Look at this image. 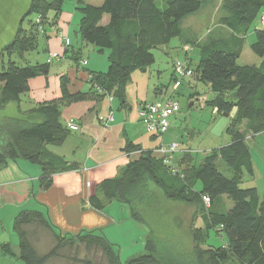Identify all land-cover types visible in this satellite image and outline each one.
<instances>
[{"label":"trees","instance_id":"obj_1","mask_svg":"<svg viewBox=\"0 0 264 264\" xmlns=\"http://www.w3.org/2000/svg\"><path fill=\"white\" fill-rule=\"evenodd\" d=\"M64 1L31 0L14 39L3 49L6 55L22 57L34 49L38 34L47 38L44 31L49 24L47 14L54 13L55 23ZM203 4L204 0H102L99 5H90L78 0L77 33L85 44L98 52L108 51L107 70L87 72L89 87L84 94L69 95L68 81L63 77L59 99L38 104L25 113L18 109L17 117L1 118L0 171L9 163L25 160L40 168V187L47 190L52 185L53 175L79 170L76 163H67L47 148L61 146L72 132L60 121L61 107L87 96L122 101L130 75L153 65V50L167 47L172 40H182L181 21L199 11ZM218 13V25L229 30V37L181 42L186 58L172 62L170 83L173 86L176 80L175 63H184L191 73L182 86H188L192 79L208 86L211 97L208 100L205 95L203 102L218 115H229L236 108L225 131L229 143L211 150L198 164L183 169L164 164V158L154 151H140L138 158L129 161L117 177L101 181L88 202L98 212L112 202L126 208L149 202L152 194L148 185L152 184L169 201L197 206L200 224L192 230L197 264H264V197L260 199L255 188L240 187L245 174L253 176L245 138L264 132V24L260 21L262 18L264 22V0H220ZM31 14L35 17L27 35L21 25ZM249 33L255 37L250 51L259 61L239 65L237 60ZM193 49L198 53L196 60L188 57ZM72 59L80 67L79 54ZM50 64L18 67L10 62L6 69L2 66L0 110L10 103L17 104L19 96L29 92L28 81L38 75L47 76ZM175 93L171 89L169 98H175ZM194 96L191 94L189 98ZM144 104L150 103L138 106ZM132 149L134 147L128 145L125 150L128 153ZM192 154L191 150L185 151L184 157ZM219 162L225 165L222 170ZM204 196L209 199L208 208L203 204ZM225 197L232 204L228 208L221 205V198ZM128 213L131 220H141L137 212ZM10 228L18 240V259L22 264H48L52 260H62L65 264H122L115 245L101 230L62 234L45 213L34 208L19 211ZM209 233L222 236L225 244L203 252L199 247L207 242ZM47 237L48 246L40 250L42 238ZM151 237L145 241L146 253L125 264H175L169 252L162 253L163 258L157 255L156 237L153 233ZM8 250V246H2L4 253ZM205 256L207 258L203 259Z\"/></svg>","mask_w":264,"mask_h":264},{"label":"crops","instance_id":"obj_2","mask_svg":"<svg viewBox=\"0 0 264 264\" xmlns=\"http://www.w3.org/2000/svg\"><path fill=\"white\" fill-rule=\"evenodd\" d=\"M218 2L220 3V0ZM104 22L106 23V18ZM216 23L214 30L206 29L208 34L206 40L209 37L216 36L229 37V30L226 28L222 29L217 21ZM77 26L78 24L75 28L72 25L64 26V32H58L56 29L58 33L62 32L69 39V49L63 47L57 32L55 34L56 39H60L62 51L56 50L55 47L51 48L50 39L46 40V48H51L54 52L46 50L44 63L49 53H59L62 56L51 63H55V66L49 67L47 74L49 77L58 78V87H56V83L49 85L46 81L48 89L49 87L50 89L52 88L51 98L40 103L60 98L61 78L63 77H66L68 81L66 89L69 95L84 94L89 87L86 83L87 72L104 73L107 70L108 51L101 53L94 47L85 44L77 33ZM181 28L183 31L182 40H172L171 42L175 43L170 42L168 46L172 48V46L175 47L177 45L176 47L181 57L176 56L175 59L179 60L186 58V55L182 52V43H189V41L203 42L194 37L193 34L195 33L194 31L191 33L189 27L181 26ZM219 28H221V33H217ZM246 37L240 57L244 46L246 45L250 49V45L255 40L253 33H249ZM83 52H86L88 57H94V60L91 61V66H89V58L86 57L84 59L81 56ZM77 53L81 60L87 61V65L84 68L77 67L72 59V56L77 55ZM197 56L198 53L195 49L192 50L191 54H188V57H192L195 60ZM102 58L105 59L107 64L104 71H102V67H104L102 61L100 63L97 61ZM258 61L256 59L253 64H257ZM150 68H146L143 71H135L130 75L122 101L115 98L109 101L106 97L87 96L66 103L65 106L61 107V123L65 125L68 120L73 119L77 121L79 130L70 132L61 146H53L50 151L63 157L67 163H76L79 166V170L53 175L51 177L52 185L47 190H42L40 187V168L25 160L9 163L7 168L0 171V264H22L18 259V240L10 228L14 217L19 211L33 208L40 210L47 215L52 224L62 234H77L84 230L102 231V227L111 225L113 222L105 217L104 220L102 218V224H94L92 222L91 217H96L101 212L95 211L90 207L89 197L96 192V186L101 181L117 177L129 161L138 158L140 151H154L160 145L175 143L178 149L169 158L175 167L183 169L190 167L192 164H198L211 150L220 148L216 146H214L216 148H213L211 146L213 143H210L207 151L200 150L204 152L203 156L201 155L202 158H198L193 154L190 157H184L185 151H196L193 148V142L197 139V132L210 123L213 115L221 116L207 103L203 104V96L198 92L200 83L194 79L189 81L187 96L188 102L194 105L195 109L191 108L184 113L190 125L183 122L175 114L170 117L169 129L164 135L157 137L147 132L138 117V105L140 103L163 101L168 99L171 94L169 86L162 84L161 72L156 71V77H154ZM168 74V80L171 81V65ZM205 87L209 91L208 86ZM191 94H195V96L189 98ZM209 99L210 97H208ZM110 110L113 111V122L107 128L102 127L98 118L106 116ZM232 117L231 115L224 118L229 120L230 123ZM228 143L229 141L225 142V145ZM128 145H132L134 149L127 153L125 149ZM30 174H33V176H30ZM196 189H200L199 184L196 185ZM222 201H225V206L229 207L225 198H221ZM126 222L128 224L126 227V223H124L126 230H129L130 234L134 233L137 228L133 229L129 217L126 218ZM102 233L107 237L103 231ZM114 241L109 240L112 244H114ZM3 245L9 247V250L5 253L2 251Z\"/></svg>","mask_w":264,"mask_h":264},{"label":"rangeland","instance_id":"obj_3","mask_svg":"<svg viewBox=\"0 0 264 264\" xmlns=\"http://www.w3.org/2000/svg\"><path fill=\"white\" fill-rule=\"evenodd\" d=\"M77 1L78 0H65L61 13L58 15L55 23L53 21L54 13L49 12L47 14V23L49 24L45 26L44 29L47 38L38 34L36 37V46L33 50L27 51L22 55V57H8L3 49L14 39L19 21L28 9L31 0H0V54L1 51H3V57H0V71L2 66L6 69L10 62H14V64L18 67L44 64V53L47 52L46 50L54 52L51 48L55 47L56 50L62 51L63 48L61 47L59 41L61 38L59 37L60 39H56L55 34L57 30L58 32L63 31L65 28L64 26L72 25L73 28L76 27L80 20V14L76 8ZM80 1L83 4L90 5H96L102 2V0ZM218 1L219 0H204V4L201 9L196 13L185 17L184 20L181 21V26L189 27L191 33L194 31L195 34L193 35L195 38L202 41L206 40L208 36L206 29L209 28L212 31L217 25L216 21L219 16ZM34 17V14L29 15L24 19L21 25L22 30L27 35L32 30L30 22L34 20ZM220 29L221 28H219V30L217 29V33H221ZM222 29L225 28L222 27ZM61 34L65 36L62 32ZM48 39H50L51 47L49 49L46 48V40ZM168 46L153 50L155 61L153 65L150 66V71L153 73L154 77H156V71H160L162 84L168 85L171 90L172 85L168 80L169 68L172 62L176 60L175 57H181V55L178 53L179 50L176 47L177 45H175V47L172 46V48L171 46ZM58 55L62 56V54L59 53ZM81 56L84 59L86 57L89 58V66H91V61L94 60V57H88L86 52H83ZM1 58L3 65L1 64ZM256 59L258 58L245 45L241 57L237 60V64H253ZM97 61L98 63L102 61L104 64L102 71H104L106 69L105 66H107L105 59L102 58ZM54 66L55 63L51 64L49 67L52 68ZM46 81L49 85L56 83V87H58L57 77H49L48 75L36 76L28 81L29 92L20 95L19 102L17 104L10 103L3 110H0V119L6 117H17L19 116L18 109L21 113H25L29 110L35 109L38 104H41L40 102L50 99L52 88L50 89L49 87L48 89ZM188 90V86L184 84L177 91L178 94L176 95L175 93L174 96L180 107L176 116L178 115V117H180L186 124H189V121L184 113L189 111L191 108L195 109V106L188 102ZM198 92L201 93L203 97H205V95L211 97L210 92L202 84L199 85ZM203 104H205V102H203ZM224 117L213 115L210 123L206 125L204 129L197 132V139L193 142V148L196 149V151L192 150L193 155L200 158L201 155L203 156L204 154V152L200 150L207 151L210 143H213L211 146L216 148L225 145V142L230 140L229 135L225 132V129L229 124V120ZM242 127L243 126H241V129ZM245 140L251 155L253 176L250 177L245 174L240 187L242 189L255 188L258 197L262 199L264 197V132L256 136H247ZM47 148L52 150L53 146L49 145ZM222 167L225 168V165L222 162H219V168L221 170L223 169ZM30 176H33V174H30ZM148 189L152 194L151 201L140 203L138 205L132 204L127 208L117 202L109 203L105 205L103 211L98 213L96 217H91L92 222L94 224H102V218L104 220V217L112 220L113 223L102 227V231L107 236L106 238L112 241L115 240L114 245L118 252L119 261L122 264H125L128 260L146 253L144 249L145 241L146 238L152 239V237L150 238L152 233L156 237L155 244L158 245H156V247L154 245V248L155 251H158L157 255L159 257L163 258L162 253L167 254L166 252H169L173 257L172 262L175 261V264L176 262L177 264H179L178 262L181 264H197V255L195 253L196 244L192 239L193 228L200 224V214L197 213V206L195 204L186 205L184 203L169 201L165 199L162 192L155 188L152 184L148 185ZM226 201L229 206L232 205L229 200L226 199ZM224 204L225 201H222L221 205ZM131 210L132 212H137L141 217L140 221L131 220L129 218L133 229L137 228L132 234H130L129 230L127 231V228H125V226L127 227L128 225L126 218L129 217L128 212ZM124 223H126L125 226ZM49 241L50 239L48 237L42 238L40 250H44L48 246ZM224 244L225 239L222 236L220 237L213 233H209L207 242L203 244L202 247H199V249L205 252L208 249H214L215 247H220ZM206 258L207 256L203 259ZM48 264L65 263L62 260H52Z\"/></svg>","mask_w":264,"mask_h":264},{"label":"built area","instance_id":"obj_4","mask_svg":"<svg viewBox=\"0 0 264 264\" xmlns=\"http://www.w3.org/2000/svg\"><path fill=\"white\" fill-rule=\"evenodd\" d=\"M261 23L264 24L263 19H260ZM58 36L62 40V44L64 48H68L70 45V41L66 36H63L61 33ZM60 59L59 55L56 53H50L46 59V63L50 64L53 60ZM86 61H79V66L82 68L86 66ZM174 73H175V82L172 86V91L175 93L178 91L185 81L186 77H188L191 73L190 69L186 67L184 63L176 62L174 65ZM109 101L112 100L111 97H107ZM204 101V99H203ZM179 112V104L172 96L166 100L158 101L150 104L140 105L137 108V114L140 121L145 126L147 132L151 133L154 136L160 137L164 135L169 129V119L171 116L177 114ZM100 125L102 127L107 128L110 123L113 122V113L109 111L106 116L98 118ZM66 127L72 132H76L79 130V127L75 120L70 119L66 122ZM177 144L171 143L168 145H160L157 149L154 150L155 153L160 154L164 160V164L171 165L170 155L177 151ZM173 172L175 170L173 169ZM203 204L205 208L209 206V199L207 197H202Z\"/></svg>","mask_w":264,"mask_h":264},{"label":"water","instance_id":"obj_5","mask_svg":"<svg viewBox=\"0 0 264 264\" xmlns=\"http://www.w3.org/2000/svg\"><path fill=\"white\" fill-rule=\"evenodd\" d=\"M235 112H236V108H233L231 113L229 115H225V117H228V116H231V115L233 116L235 114Z\"/></svg>","mask_w":264,"mask_h":264}]
</instances>
